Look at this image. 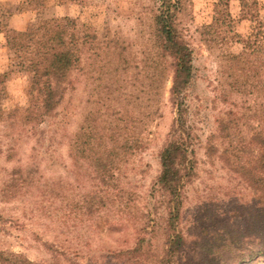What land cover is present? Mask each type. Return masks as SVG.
<instances>
[{
    "label": "rangeland",
    "instance_id": "374dc122",
    "mask_svg": "<svg viewBox=\"0 0 264 264\" xmlns=\"http://www.w3.org/2000/svg\"><path fill=\"white\" fill-rule=\"evenodd\" d=\"M218 2L182 0L177 15L194 51L183 115L195 175L173 230L157 186L180 128L156 47L162 1L0 0V264H264L249 255L264 246V219L243 169L264 126V56L245 44L264 41V0H229L230 24ZM37 22L73 35L80 57L45 116L42 85L7 45L8 30Z\"/></svg>",
    "mask_w": 264,
    "mask_h": 264
},
{
    "label": "trees",
    "instance_id": "16d2710c",
    "mask_svg": "<svg viewBox=\"0 0 264 264\" xmlns=\"http://www.w3.org/2000/svg\"><path fill=\"white\" fill-rule=\"evenodd\" d=\"M160 9L157 10L154 16L155 31L157 35L156 47L158 48L161 58L160 67L167 66V74L173 77V86L170 90L171 98L179 107L178 123L180 128L173 130L171 139L161 153L162 171L157 179V186L164 193L168 203V221L169 228L172 229L181 215L182 200L184 197L183 190L186 185L193 179L195 175V161L189 157V146L192 144L193 137L191 136L190 128H187V122L183 115L185 107V99L187 96L188 86L193 79V48L185 39L184 33L179 28L178 13L181 12L182 0H161ZM245 3V0H240ZM229 0H219L217 3L216 13L221 16L217 20H222V23H231L232 18L227 10ZM259 33L253 34L254 42L248 40L245 44L250 49V54L255 58H262L264 50V41L259 40ZM64 33L49 28L42 22L31 24L26 30H8L7 45L15 53L19 63L29 68L34 72V84L42 85L41 88V107L42 116L47 115L53 107L61 102L63 98V86L66 83L67 75L74 65H78L80 57L76 56L73 35H70V41L67 43L64 39ZM57 40H60L57 42ZM63 41V47L62 42ZM263 42V44H261ZM239 62V65L244 66L246 59L241 53L233 56ZM253 68V69H252ZM244 69L241 67V70ZM252 77L258 75V66L254 63L252 67ZM161 72V71H160ZM155 78L154 82L156 81ZM62 89V92H61ZM40 90V89H39ZM61 92V93H60ZM251 143L247 151L251 158L249 162H245L243 169L250 174V185L255 191L256 199L253 208L254 214L258 217L263 216L264 219V126L254 128ZM253 130V129H252ZM145 128L140 130V134L145 133ZM139 133V132H138ZM232 145V144H231ZM236 149L235 146L226 148L225 153H229ZM183 235L179 233L173 234L170 238L171 244L180 245ZM141 240V239H140ZM170 248V252L175 253L177 249ZM139 248L135 249L138 250ZM252 258L261 256L264 258V246L249 251ZM167 262L170 264L171 257H167ZM28 264H35L28 261ZM176 264V261L174 262Z\"/></svg>",
    "mask_w": 264,
    "mask_h": 264
}]
</instances>
